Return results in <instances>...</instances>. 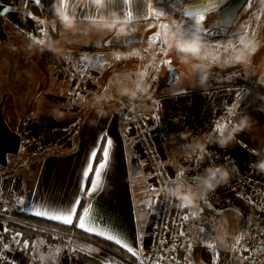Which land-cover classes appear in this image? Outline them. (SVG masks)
I'll list each match as a JSON object with an SVG mask.
<instances>
[{"label":"crops","instance_id":"crops-1","mask_svg":"<svg viewBox=\"0 0 264 264\" xmlns=\"http://www.w3.org/2000/svg\"><path fill=\"white\" fill-rule=\"evenodd\" d=\"M21 1L0 0V12L5 14L0 16L2 24L4 20L14 27L17 21L11 22L8 18L25 11ZM66 2L69 9L78 16L81 29L88 24L87 19H80L85 14L82 7L87 9V16L98 17L101 14L91 6H84L83 0ZM157 2L112 0L111 8L121 11L123 15L132 12L133 24L129 27L136 30L130 31L128 36H118L115 31H92L87 34L83 31H67L57 23L54 31L60 54L48 51L42 56L45 64L48 65L46 59L50 63L45 70L37 63L38 60L41 62L40 57L35 53L25 54L18 42L9 39L11 35H7L6 41L0 42V229H6L11 212L18 211L49 220L34 215L33 206H40L44 201L62 206L70 204L77 194L80 170L90 150L97 144L98 137L106 136L111 138L113 145L110 170L103 190L82 199L81 205L84 202V206L81 208L80 205L73 224L67 226L76 227L83 208L91 204L95 226L108 228L120 236L137 251V255L117 245L133 258L140 256L151 244L153 218L156 216L155 211L152 218L156 202L155 189L150 183L151 178L148 179L144 169L139 166L140 152L132 136L129 116L131 97L122 96L119 91L121 87L134 88L139 82L138 74L143 69L140 62L132 57L120 60L114 56L105 57L95 67L91 84L77 94L73 101L74 80L71 83L62 81L58 67L60 63H63L61 66L69 67L66 74L70 77L71 64L79 66L85 63H76L83 58L73 56V53L97 50L107 54L120 47L141 42L149 29L158 23ZM6 7L8 11L4 12ZM135 49L139 50L138 53H144V49ZM162 58L174 60L176 69L171 77L168 76V81L162 79L157 98L144 103L141 108L153 122L161 139L170 142L173 148V156L170 158L176 162L181 155L194 156L192 149L204 148L201 145L205 134L211 133L217 123L227 122L230 125L241 114L249 115L251 127L238 133L237 143L223 149L209 143L206 148L212 153L210 163L223 164L230 169L228 187L245 186L234 178L235 173L240 172L248 174L244 175L246 182L256 180V187L264 192V174L250 167L257 159L251 150L264 148V59L263 72L254 85L250 84L248 75L245 78V74H242L243 66L216 65L211 68L209 79L202 87L196 83V77L190 73L189 66L181 64L174 52L168 51L167 56L163 54L159 57L161 72L165 66L161 62ZM252 90L256 94L252 95ZM99 95L107 97L102 106L105 112L103 116H99L97 106H93V98ZM54 109L63 112L64 118L54 119ZM230 109L232 114L229 113ZM182 132H187V135L181 137L179 134ZM26 140H29L28 144ZM18 200L24 203L18 204ZM263 203L264 197L250 195L243 209L235 206L231 208L240 215L242 222L238 227V237L242 230V241L247 247L264 240ZM206 204L214 212H224L211 202ZM17 234L9 235L8 245L0 244V253L16 264H42L41 253L48 255L47 264H71V258L66 254L68 246L63 248L42 238L28 241ZM87 234L107 240L94 233ZM75 240L80 248L93 247L95 250H103L102 254L107 252L89 241ZM206 240L213 241L214 238H206L198 233L197 243L205 244ZM262 249L260 254H255L257 262L252 263L251 258L245 260V264H264L263 244Z\"/></svg>","mask_w":264,"mask_h":264},{"label":"rangeland","instance_id":"rangeland-1","mask_svg":"<svg viewBox=\"0 0 264 264\" xmlns=\"http://www.w3.org/2000/svg\"><path fill=\"white\" fill-rule=\"evenodd\" d=\"M28 0H22L21 5L24 7L26 2ZM185 0H158L157 2V19L156 21L158 23L154 24L152 26L148 33H146V37L143 38L141 42H137L134 44H130L128 46H124L121 49L126 48H139V46H147L148 49L151 51L158 50L160 47H166L163 44H161L159 41H153L150 40L149 37L152 36L154 33L159 32L160 33V39L162 40V36L164 35L165 31H170L171 29H174L176 27H185L187 29H194L195 28V19H187L180 13V8L182 6V3ZM2 2V1H1ZM2 8V6H1ZM1 13V12H0ZM213 15V14H212ZM5 16V14H3ZM2 17V16H1ZM54 13L49 12L47 17L44 20H37L34 17H32L27 11L16 13L10 15V17H6L9 19V21L16 20L13 24L14 27H12L10 24L5 23L3 20L0 22V42L6 41L8 39L7 35L9 36V39H12L16 42H18L24 51L25 54L29 53H35V55L40 57L41 62L38 60L37 63H40L42 65V69H46V66H50L49 60L43 59V55H45L48 51L53 52L51 50H48L47 48L41 47L38 43L35 42L33 36L35 35L36 39H41L45 36L50 37L49 30L50 28L53 30H56L57 23L53 21ZM38 21H43V29L47 31V35H43L41 32H39V28H41V25L38 23ZM215 18L210 17L208 15L206 19L203 21L205 25L207 26V31L209 32L208 35H206V40L208 42V38H214L215 41L213 42L212 46L217 49V51L221 54L225 53V48L223 47L229 39H232L233 42H235L236 36L239 33H243L244 31H247V33L250 36H255L257 41L259 42V46L255 53L250 57V64L247 67L243 66V73L245 74V78L249 77L250 84L254 85V83L257 81L258 77L262 74V61L264 59V0H248L243 10L240 12L238 19L233 27V29L229 32L224 31H210V27L212 24L215 23ZM161 25H169V28L165 30L161 27ZM51 38V37H50ZM149 41H151V47H149ZM153 41V42H152ZM163 41V40H162ZM210 44V43H209ZM30 45H32L30 47ZM211 45V44H210ZM144 49V53L147 56L144 58L143 61L140 62V67L142 66L143 69H141L142 73H144L143 77H146L147 71L156 70L159 72V84H161L162 79L166 78V81H168V76L171 77L174 73V69L176 67L174 66V60H171V65L163 63L165 58H162L161 62L164 64V69H162V72L160 70V64L158 62V59L161 55L164 53H156L155 56H149L148 49ZM27 52V53H26ZM70 52V51H69ZM73 53V52H70ZM155 58V60H153ZM61 60V59H60ZM87 62L85 59L78 60V62ZM59 61H56V63ZM63 63H60L58 67V72L62 74V81L71 83V80L74 78V74L76 72H80V70L83 68V63H81L79 66H70L71 73L70 77L66 74L67 68L61 66ZM100 62L97 65L91 66L92 69H95L96 66H98ZM220 67H228V65L220 64ZM239 67L241 65H238ZM237 66V67H238ZM175 75V74H174ZM47 76L49 74L47 73ZM50 79V78H49ZM47 79V81L49 80ZM140 79H142L140 77ZM164 81V80H163ZM160 88V87H159ZM159 91V90H158ZM255 91L252 90V95L256 94ZM199 93V92H198ZM201 94V93H199ZM74 98L72 99V101ZM142 107V106H141ZM131 109V108H129ZM142 111V108H140ZM130 112V111H129ZM144 114V113H143ZM145 115V114H144ZM130 116V114H129ZM146 116V115H145ZM147 117V116H146ZM148 118V117H147ZM151 120L150 118H148ZM152 130L154 133V137L156 141L158 142L159 148L163 154L164 163L168 166L171 174L173 177L177 175L178 172H183L184 176L187 177L190 180H185L189 185L194 186L196 184V180L194 181L193 178L198 176V174L210 164V158L207 155H204L205 151H210L209 148H198L194 147V150L192 149V152L194 153V156L189 155H181V158L177 159L176 162L173 158H170L173 156V148L170 145V142L166 139H161L160 134L155 130L153 127V122L150 121ZM27 144L29 140H26ZM205 149V150H204ZM140 152V151H139ZM141 153V152H140ZM139 153V155H140ZM203 155V158L201 156ZM140 168L144 169L145 176L149 179L150 174L147 171V165L146 162L141 158H139ZM236 178L241 184H245V186H229L221 185L217 187V189L213 192H208L204 194L201 199L199 200V203L195 207H187V210L189 213H192L194 216L200 213H208L210 214V220H209V228L207 230H203L199 227V224L196 221V224L192 225V228L188 230L189 239H190V247L189 251L186 253L185 258H188V261L191 264H213L214 260H217L216 254H219L218 264H245V260L243 257L251 256L252 263L257 262V255L256 253H261L263 251L262 244L264 245V240L261 239L255 244H253L250 247L245 246L243 241H240L239 248H248V252H239L236 253V259H233V253L232 248L234 245H236L237 239H238V227L241 225V218L240 215L237 214L234 210L231 208L244 207L246 203V198L250 195L256 196V197H264V192L261 191L260 188L256 187L255 181L246 182V179L244 178V175H248L245 173H235ZM151 178V177H150ZM249 179H251L249 177ZM150 183L154 186V194L156 195V202L154 203V210L152 213V218L155 216V211L157 208V196L158 189L155 186V184L150 181ZM232 185V184H231ZM153 190V189H152ZM263 195V196H262ZM206 198V199H205ZM213 203L217 206L219 210H221L223 213L220 215H217L216 212L212 211L210 208H208L206 203ZM237 205V206H236ZM264 205V203H263ZM228 208L229 210H224ZM219 219H218V218ZM155 219V218H153ZM242 233V230H240ZM198 233H202L203 236L207 237H213L214 234V240L208 241L205 244H199L197 243L196 239L198 236ZM70 239V238H69ZM71 242L67 245L70 249L71 247H79L77 244V240L70 239ZM201 245V247H200ZM203 245V246H202ZM208 245H214L215 248L213 251H211V247H208ZM200 247V248H199ZM88 249H93L94 252L97 254H102L103 250L100 249H94L93 247H89ZM255 249V251H253ZM202 250V251H201ZM259 253V254H260ZM248 263V264H252Z\"/></svg>","mask_w":264,"mask_h":264},{"label":"clouds","instance_id":"clouds-1","mask_svg":"<svg viewBox=\"0 0 264 264\" xmlns=\"http://www.w3.org/2000/svg\"><path fill=\"white\" fill-rule=\"evenodd\" d=\"M111 2L112 0H83L84 6H91L101 14L98 17L95 15L88 16L87 26L81 29L78 16L68 6H63L60 0L59 6L55 7L53 21L67 31H83L85 34L92 31H115L118 36H128L130 31L136 30L129 27L133 24V16L123 15L121 11L111 8ZM63 3L67 5L66 0H63ZM223 3L224 0H198L197 12L204 16L212 14ZM206 32L207 26L205 23L196 20L195 30L190 31L181 26L171 29L166 35L162 36L166 50L174 52L181 64L189 66L190 73L196 77V83L202 87L208 81L212 67L220 64L247 67L250 64V57L259 46L256 37L250 36L247 31H244L237 34L235 42L229 39L223 46L225 53L221 54L207 42ZM40 40L39 45L41 47L60 54L57 50V42L54 39L45 36ZM151 46V41H149V47ZM138 51V49H133V53H138ZM112 55L116 60H120L127 58L129 53L125 50L116 49ZM149 88L150 84L141 80L135 84L134 88L121 87L119 91L122 96L136 97L138 94L147 93ZM106 101L107 97L104 95L93 98V106H97L99 116L105 115L102 106ZM52 115L57 120L64 118V113L59 109H54ZM251 124V117L241 114L239 119L234 120L222 130L214 128L211 133L205 134L201 147L206 149V145L211 143L222 149L227 148L237 143L238 133L250 129ZM179 135L185 137L187 132H182ZM251 152L257 159L252 162L250 167H254L258 173L264 174V148L252 149ZM204 155L210 158L212 153L205 151ZM201 158H203V155ZM230 179L231 171L228 167L223 164L210 163L198 174L194 186L189 185L183 178L175 176L164 189V194L167 198L174 200L179 207H195L204 194L215 191L221 185L228 184ZM48 259L46 253L40 254L42 264H47Z\"/></svg>","mask_w":264,"mask_h":264},{"label":"built area","instance_id":"built-area-1","mask_svg":"<svg viewBox=\"0 0 264 264\" xmlns=\"http://www.w3.org/2000/svg\"><path fill=\"white\" fill-rule=\"evenodd\" d=\"M146 48L147 46H139V49ZM163 48L167 53L166 47ZM133 49L135 48L121 50L127 51L129 53L128 57L135 58L139 62L143 61L147 56L142 53L132 55ZM148 52L149 56L162 53L161 47L157 51L148 49ZM112 53L113 51H109L106 54L97 50L73 53V56L83 58L87 63L83 65L80 72L74 74L73 88L75 92L71 100L91 84L94 74V69L91 66L97 65L107 56H113ZM71 66L73 67V64ZM141 80L150 84V88L147 93L131 97V109L129 113L132 136L136 140V145L141 152V158L146 162L147 171L159 194L157 196L156 216L152 227L151 244L140 256L133 259H125L110 251L104 254L92 252L89 255L86 252L80 251V247H71L66 251V254L71 258V264H191L188 258H185L190 247L188 230L192 228V225L196 224V221L201 229L207 230L209 228L210 214L202 212L194 216L192 213H189L187 208H180L174 200L167 198L164 191H162V189H165L171 183L174 177L166 163H164L163 154L154 137L150 123L151 120L140 109L144 103L152 102L157 98L160 87L159 72L155 69L150 72L147 71L146 77H143L139 81ZM1 193L2 188L0 186V200L2 199ZM185 215L189 217L187 221L183 219ZM4 229H0V244L8 245L10 238ZM0 264L16 263L0 253Z\"/></svg>","mask_w":264,"mask_h":264},{"label":"snow or ice","instance_id":"snow-or-ice-1","mask_svg":"<svg viewBox=\"0 0 264 264\" xmlns=\"http://www.w3.org/2000/svg\"><path fill=\"white\" fill-rule=\"evenodd\" d=\"M34 2L39 5L40 0H34ZM61 3L63 6H67L63 3V0H61ZM81 10H84L85 14L80 19H87L88 16L86 14L87 9L82 7ZM8 8L6 7L4 9V12H7ZM98 11V10H96ZM129 16H132V12H128ZM186 16L193 17L196 20L204 21L206 17L203 14L198 13L197 11H185ZM0 16H3V13H0ZM38 23L41 25V28H39V32H41L43 35H47V31L43 29V21H38ZM162 28L167 30L169 28V25H161ZM195 30L190 29V31ZM167 34V31H165L164 35ZM209 32L207 31L205 35H208ZM36 43L40 44L41 40L36 39L35 35L33 36ZM150 40L153 41H159L161 44H163V41L160 39V33H154L152 36L149 37ZM161 52L164 53L165 56H167V53L164 51V48L161 47ZM132 55H136V53H132ZM163 63L171 65V60L165 59ZM141 78H143L144 73L138 74ZM229 113L232 114V110H229ZM225 126H228L227 122L223 123H217L216 129L222 130ZM113 141L111 138H108L106 136H100L97 139V144L93 146V148L90 150L83 167L80 170V179L78 183V189L76 196L72 199L71 203L62 206L58 204H51L47 201H44L41 203L40 206H33L32 211L33 214L38 217H44L46 219L57 221L63 225H72L74 219L77 217L78 210L80 209L81 200L85 199L87 197H91L94 193H99L103 190L104 183L106 180L107 172L110 170V164H111V149H112ZM99 157V158H98ZM176 177L186 179L183 172H178ZM197 178L194 177L193 180L195 181ZM164 191V189H162ZM206 199V198H205ZM18 204H23V200H18ZM180 208H187V207H180ZM92 205L88 204L85 206L82 210V213L79 215L78 222L76 223V227L87 232V233H94L98 236L104 237L109 241H114L116 244L121 245L123 248L127 249L129 253H132L133 255H137V251L134 250L133 247H131L128 243L124 242L120 236L113 234L108 228H97L94 224V217L92 216ZM183 219L187 221L189 217L187 215L183 216ZM6 231V229H4ZM19 235V234H17ZM214 238V234L213 237ZM244 239V233L242 232L241 235L238 237L236 245L232 248L233 259H236V253L237 251L243 253L248 252L249 249L239 248L240 241ZM7 247V246H5ZM25 247H27V244H25ZM208 247L215 248L214 245H208ZM57 253H59V249L56 250ZM80 251L86 252L87 254H91L93 249H85L81 248ZM255 251V249H253ZM217 260H214L213 264H218L219 254H216ZM243 259H251V256L243 257Z\"/></svg>","mask_w":264,"mask_h":264},{"label":"trees","instance_id":"trees-1","mask_svg":"<svg viewBox=\"0 0 264 264\" xmlns=\"http://www.w3.org/2000/svg\"><path fill=\"white\" fill-rule=\"evenodd\" d=\"M60 0H40L37 5L34 0H28L25 5V11H27L32 17L37 20H44L49 12L54 13L55 7H58ZM215 18V23L210 27V31H224L229 32L231 30L223 29L219 26L218 18L216 14L210 15ZM49 35L52 39L56 40V33L50 28ZM214 38H208V43H211ZM84 206L82 202L81 208ZM10 220L6 224L7 235L21 234L28 241L35 239H45L47 242H54L61 247H65L69 244V237H75L81 240L89 241L98 245L99 247L117 254L125 259H133V257L117 244L98 238L96 236L87 234L75 226H67L58 224L49 220L29 216L18 211L9 213Z\"/></svg>","mask_w":264,"mask_h":264},{"label":"water","instance_id":"water-1","mask_svg":"<svg viewBox=\"0 0 264 264\" xmlns=\"http://www.w3.org/2000/svg\"><path fill=\"white\" fill-rule=\"evenodd\" d=\"M247 2L248 0H227L224 4L228 3V5L223 9L222 6L220 10L215 13L218 15L219 26L226 30L233 29L240 12L243 10ZM184 180L190 179L186 178ZM216 212L221 213L219 211Z\"/></svg>","mask_w":264,"mask_h":264},{"label":"bare ground","instance_id":"bare-ground-1","mask_svg":"<svg viewBox=\"0 0 264 264\" xmlns=\"http://www.w3.org/2000/svg\"><path fill=\"white\" fill-rule=\"evenodd\" d=\"M227 0H224V3L226 2ZM223 3V4H224ZM223 4L215 11L213 12L212 14H215L216 12H218L220 10V8L223 6ZM198 9V0H185L183 3H182V6L180 8V13L187 19H194L193 17H190V16H186L185 15V11H197ZM212 14H209V15H212ZM208 15H206L205 17H207Z\"/></svg>","mask_w":264,"mask_h":264},{"label":"flooded vegetation","instance_id":"flooded-vegetation-1","mask_svg":"<svg viewBox=\"0 0 264 264\" xmlns=\"http://www.w3.org/2000/svg\"><path fill=\"white\" fill-rule=\"evenodd\" d=\"M228 5V3L224 4L222 9L225 8ZM216 17L218 18V15H216Z\"/></svg>","mask_w":264,"mask_h":264}]
</instances>
